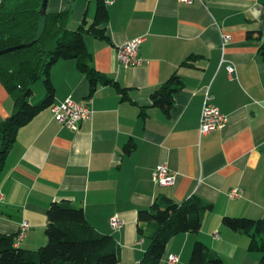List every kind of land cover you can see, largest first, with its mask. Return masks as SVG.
I'll return each instance as SVG.
<instances>
[{
  "label": "crops",
  "instance_id": "0c3cea01",
  "mask_svg": "<svg viewBox=\"0 0 264 264\" xmlns=\"http://www.w3.org/2000/svg\"><path fill=\"white\" fill-rule=\"evenodd\" d=\"M96 8L97 0H49L47 11H69L75 30L94 19ZM107 8L108 39L88 34L86 42L94 67L116 85L99 84L91 93L75 59L52 67L55 104L91 98L93 118L74 130L50 107L19 129L0 176V232L18 235L28 222L16 244L36 250L47 241L50 203L70 200L98 231L115 237L119 264H138L148 240L139 234L137 212L160 195L179 203L197 195L213 204L202 230L173 236L158 264H170L172 254L176 264H188L197 239L228 264H258L261 255L249 249V236L222 221L227 215L264 218V0H115ZM223 34L230 37L226 44ZM139 36H146L141 65L120 64L118 46ZM175 73L184 85L166 112L150 95ZM207 92L227 123L201 134ZM38 93L45 95L42 85ZM13 111L0 81V121ZM159 164L176 174L174 184L153 180ZM236 187L242 194L232 199ZM113 217L120 226H112Z\"/></svg>",
  "mask_w": 264,
  "mask_h": 264
},
{
  "label": "trees",
  "instance_id": "16d2710c",
  "mask_svg": "<svg viewBox=\"0 0 264 264\" xmlns=\"http://www.w3.org/2000/svg\"><path fill=\"white\" fill-rule=\"evenodd\" d=\"M43 0L0 1V50L31 43L23 48L0 55V81L13 98L14 111L0 121V176L18 131L40 111L55 104V87L49 74L61 59H75L90 82L91 93L99 84L115 83L92 64L86 35L108 39L106 24L108 5L97 0L94 19L85 18L77 29L68 26L70 12L60 11L42 15ZM252 34V33H251ZM264 59V44L259 48ZM186 63V62H185ZM44 78L45 95L38 102L33 85ZM116 85V83H115ZM184 85L175 73L150 95L154 105L170 112L174 94ZM127 97L126 89L117 85ZM132 140L124 149L132 151ZM47 209L46 244L36 250L18 246L16 235L0 232V264H119L120 245L114 236L98 231L82 207L70 200L53 201ZM213 204L197 195L176 202L160 195L149 208L138 213L139 234L148 240L144 257L138 264H158L167 244L180 233H200L205 216ZM223 223L249 236V249L260 252L258 264H264V218L224 216ZM188 264H228L220 253L210 249L201 239L194 242Z\"/></svg>",
  "mask_w": 264,
  "mask_h": 264
},
{
  "label": "built area",
  "instance_id": "2783aa9c",
  "mask_svg": "<svg viewBox=\"0 0 264 264\" xmlns=\"http://www.w3.org/2000/svg\"><path fill=\"white\" fill-rule=\"evenodd\" d=\"M115 0H106L107 5H111ZM192 3L194 0H182ZM203 4L205 0H199ZM224 44L230 41V37L227 34H223ZM146 40V36H139L132 40L121 44L117 48V59L120 64L124 66H137L141 65L142 59L140 58L139 50L141 44ZM230 76L235 71L234 67H228ZM207 92L203 102V108L200 120V132L201 134H206L215 130H219L225 127L227 123V117L221 112V110L216 107L213 103V96ZM52 113L58 122L67 126L71 129L76 130L79 124L85 121H91L93 118V101L91 98L84 102L74 100L72 97H68L60 104H54L52 107ZM153 180L159 185H172L175 183L176 174L170 170L168 165L159 164L158 167L152 173ZM242 194V190L239 187L233 188L229 192V197L235 199ZM112 226L118 227L121 225V221L117 217L112 218ZM29 228L28 222H24L20 232L16 235V243H19L25 235L26 229ZM218 236V234H215ZM15 243V244H16ZM179 260L177 255L169 256V263L176 264Z\"/></svg>",
  "mask_w": 264,
  "mask_h": 264
},
{
  "label": "water",
  "instance_id": "95a60500",
  "mask_svg": "<svg viewBox=\"0 0 264 264\" xmlns=\"http://www.w3.org/2000/svg\"><path fill=\"white\" fill-rule=\"evenodd\" d=\"M48 3H49V0H43L41 9L39 10V11H41L42 15H45L47 13L46 10H48ZM30 44L31 43H26V44H21L19 46L5 48L3 50H0V55L7 53V52H10V51H13L15 49L23 48V47L28 46Z\"/></svg>",
  "mask_w": 264,
  "mask_h": 264
},
{
  "label": "rangeland",
  "instance_id": "374dc122",
  "mask_svg": "<svg viewBox=\"0 0 264 264\" xmlns=\"http://www.w3.org/2000/svg\"><path fill=\"white\" fill-rule=\"evenodd\" d=\"M39 85H42L43 88L45 87L44 78H41L38 81H36L32 87L35 94H36V99L35 100L32 99L35 102H38L39 100H42L44 98V96H39V93H38L39 92Z\"/></svg>",
  "mask_w": 264,
  "mask_h": 264
}]
</instances>
